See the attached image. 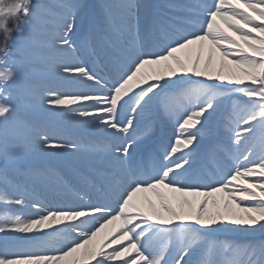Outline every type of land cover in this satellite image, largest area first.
<instances>
[{
	"label": "snow or ice",
	"instance_id": "obj_1",
	"mask_svg": "<svg viewBox=\"0 0 264 264\" xmlns=\"http://www.w3.org/2000/svg\"><path fill=\"white\" fill-rule=\"evenodd\" d=\"M98 7L96 21L84 12L88 5L73 0H0V159L71 157L87 166L78 173L84 185L114 195V202L99 203L85 192L80 203L46 206L0 192V204L17 209L0 214V264H192L204 248L202 264H264V240L212 239L264 233V0ZM78 17L88 25L82 45L115 70L114 79L78 58L72 39ZM27 73L88 90L32 84ZM157 97L172 131L153 157L150 111ZM18 106L109 139H70L22 119ZM140 117L147 119L142 128ZM10 130L27 132L24 148L12 153ZM205 136H218L213 153L223 154L207 175L193 169ZM142 144L148 165L130 162ZM44 167L55 174L46 159Z\"/></svg>",
	"mask_w": 264,
	"mask_h": 264
},
{
	"label": "bare ground",
	"instance_id": "obj_2",
	"mask_svg": "<svg viewBox=\"0 0 264 264\" xmlns=\"http://www.w3.org/2000/svg\"><path fill=\"white\" fill-rule=\"evenodd\" d=\"M73 2H81V3H84V4L88 5V8L86 10H84V12L90 13V14H92V16H94L95 12L99 13V11H98L99 8L95 7V4L93 3L92 0H73ZM136 3H138V4H146V3L147 4H153V0H136ZM83 14L84 13L82 12V16H83ZM84 24H86V22L82 23L81 22V17H78V19H77L78 27H77L76 33L73 35L74 37L77 34H79V32H80L79 29H81V27H83ZM141 39H143V37H141ZM109 72L110 71H108V73ZM56 88H58L59 90H70V89H72V87L68 88V87H63L61 85L60 86L56 85ZM14 92H19L20 93L21 92V88L17 87L16 89L13 90V93ZM129 103H131V102H129ZM228 104L230 105L231 101H228ZM160 107H161V100H160V97H157L156 100L154 101V103L152 105V108H151V111H150L151 121L153 123V115H154V112H156L157 114L160 115L161 124L162 125H166V122L164 121V119H163V117L161 115ZM127 108H128V105L126 104L125 105V109H127ZM21 109L17 108V112L19 110H21ZM39 115H41V116H39L38 119H36L37 116H35V118L33 120H38V122L40 124H43V119H44V117L48 116V114L44 113V112H40ZM122 115H124V114H122ZM222 116L225 117L226 116V112L222 113ZM40 119H41V121H40ZM146 122H147L146 117L138 118L137 127L138 128H142ZM58 129H60L61 131L62 130L66 131L65 135L62 134L65 137H68L70 139H81L80 137H77V135H75V134H77L78 131L83 130V129L79 128L76 125H74V127L72 129L65 128V127H59ZM13 131H15V133H13L14 136L11 135L12 144H11L10 148L8 149L9 153H12V150H17V151L20 150L21 132H20V130H13ZM53 131H55V130H53ZM84 131L87 132V135H91V134H93V135H101V134H103V133H99V132H95V131H91V132L90 131H86V130H84ZM163 131H164V129H163ZM153 133H154V135L158 134V129H157L156 125H153ZM68 134H72V135L69 136ZM256 135L259 136L260 132L257 131ZM209 138L210 137L205 136L202 139V141H204V140L206 141ZM148 143H150L151 148L152 147L153 148H158V149L161 148L163 150L162 144L159 143V141L156 140V137H154V136H152L150 138V141ZM202 143L203 142H201L200 147L198 149V153H197L196 157L194 158V162H193V169H195L198 172H202V171H200L201 170L200 166L203 164L204 160L213 159L216 156L213 153H208V152L205 153L204 156H202V150H203ZM142 155L147 156V154L143 151V144L140 146V148H138L136 151H134L133 156L130 158V162L135 163V159L139 158ZM45 159L47 160L48 164L52 168L55 169V174H49L47 172V170L44 167V160ZM27 164L29 165L28 166L29 173H28L27 178H26L27 182H25V184L23 185V187H22V189H21V191L19 193H16V194L15 193H13V194L10 193V195L13 196L14 198L23 197L28 202H31V200L33 199L32 192L36 191L38 189V186H39V185H37L38 183H42V181H46L47 182V183H45L46 184L45 187H46L47 185H52V184H48V183H53L55 181H56V184L61 185L58 182V178L59 179H67L69 181H72V180L75 181V179H79L80 180V176H79L78 173L81 172V171H86L87 170V166L85 164H83L82 162L77 161V160H75V159H73L71 157H47V158H44V159H37V158L29 157L28 160H27ZM9 167H12L11 164H9ZM33 167H36V168H33ZM2 172H3V169L0 168V174ZM51 179H53V181ZM253 179H255V178H253ZM64 187L69 188L68 185H64ZM73 196H74V199H72V200H73L74 203H72V204H75V202H76L75 200H79L80 195L73 194ZM242 203H246V202H242ZM59 204H67V203L58 201V202H55L54 204H52L51 206H56V205H59ZM68 205H71V204H68ZM16 211L17 210H15L13 212H16ZM25 214H26V212H25ZM53 227H57V226L54 225ZM262 234L263 233H261L259 231L255 232V233H242V234H233V233L221 232V233L214 234L212 236V239H215V240L221 242V244H223V242H225V241H232L233 240L232 236L238 235L239 237L241 236V238H240L241 240L240 241H255V242H259L257 240H254V237H259ZM206 252H207L206 248H204L202 250H197V252H195L190 258L192 263L197 261V264H202V261L205 259ZM172 255L175 256V252H173ZM218 258L221 259V260H223L225 258L222 252H221V254L219 255Z\"/></svg>",
	"mask_w": 264,
	"mask_h": 264
},
{
	"label": "rangeland",
	"instance_id": "obj_3",
	"mask_svg": "<svg viewBox=\"0 0 264 264\" xmlns=\"http://www.w3.org/2000/svg\"><path fill=\"white\" fill-rule=\"evenodd\" d=\"M93 3L95 4V7L99 8V5H105L108 6L110 11H115V9L112 7L113 5L117 4V3H121L123 2V0H92ZM58 0H33V3L35 4H39V5H53L55 3H57ZM99 13L95 12L94 16H92V18L96 21L99 20V15H100V8H99ZM15 21H9L8 23V27L9 28H14L15 25ZM85 29L87 31L88 25L87 23L84 24ZM17 37V33L15 31H13L12 33V38L16 39ZM74 38V36H73ZM72 38V39H73ZM76 39H74L73 41L75 42L76 47L78 48V45L84 47L82 45V42H80L79 39H77V41H75ZM3 41H4V36L3 33L0 32V47L3 46ZM78 52H77V56L79 59H81L82 61H86L88 59H92V63L93 65H95L97 68L100 69L99 75L104 76L105 79L107 80V75L101 73L102 71V62H100L98 59L96 58L94 59L93 57L88 55V52H85V50H81L78 48ZM82 52V53H81ZM90 65H87L88 68ZM104 67V65H103ZM98 70V69H97ZM101 73V74H100ZM26 79L32 83V84H37V85H47V86H54L56 87V85H61L63 87H68V88H76V87H80L81 90H88L87 88H84L80 85H73L70 84L69 82L66 81H61L56 79L54 76H38V75H33L32 73H27L26 74ZM15 94H19V92H14ZM17 108L21 109L19 110L17 113L21 116L22 119L27 120L29 123H39L38 120H33L35 118V116H37L36 119L39 118L40 112L37 110H34L32 108H28V107H24V106H18ZM24 108V109H23ZM48 116L44 117L43 119V126H46L47 128H49L50 130H55L57 132H63L65 133L66 131H61L60 129H58L59 127H65V128H70L72 129L74 127V123L69 120L68 118H60V117H56V116H52L49 113H47ZM45 120V121H44ZM41 121V119H40ZM46 124H45V123ZM40 124V123H39ZM82 131V130H81ZM21 132V137H20V150L24 148L25 144L27 143V132L24 130H20ZM15 131L10 130L9 132V141H8V149L10 148L11 144H12V137L11 135L14 136ZM82 133V132H81ZM98 138L100 139H106V141L109 139L108 137H106L104 134H101V136H99ZM3 148H4V144H3V134L2 132H0V157H2L3 155ZM17 151V150H12V152ZM27 160L28 158H24V159H18V160H9L7 163H4L2 161V159H0V168L3 169V172L0 174V192H6L8 194L10 193H19L23 187V185L25 184V182H27V175L29 173V169H28V164H27ZM9 164H11L12 167H9ZM36 168V167H33ZM17 210L14 206H7L4 204H0V214H3L5 212H9V211H15ZM3 243H4V239H3V234H0V249L3 248Z\"/></svg>",
	"mask_w": 264,
	"mask_h": 264
}]
</instances>
